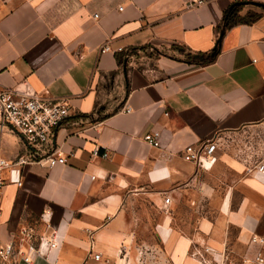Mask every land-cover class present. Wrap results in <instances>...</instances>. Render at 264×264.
<instances>
[{
    "label": "crops",
    "instance_id": "obj_1",
    "mask_svg": "<svg viewBox=\"0 0 264 264\" xmlns=\"http://www.w3.org/2000/svg\"><path fill=\"white\" fill-rule=\"evenodd\" d=\"M197 1L0 0V89L49 91L71 113L54 139L66 163L23 166L21 186L7 169L1 191V242L28 252L32 235L58 246L5 264H209L193 247L214 261L227 247L239 264L264 258V244L252 242L264 239V173L219 151L183 158L223 130L264 126V0ZM234 3L244 22L221 35L217 57L186 62L214 49ZM108 41L124 51L101 52ZM153 131L159 147L144 140ZM0 151L27 155L9 128ZM203 200L218 204L201 210ZM186 203L197 219L184 227Z\"/></svg>",
    "mask_w": 264,
    "mask_h": 264
},
{
    "label": "built area",
    "instance_id": "obj_2",
    "mask_svg": "<svg viewBox=\"0 0 264 264\" xmlns=\"http://www.w3.org/2000/svg\"><path fill=\"white\" fill-rule=\"evenodd\" d=\"M239 1V0H234ZM203 0H198L200 5ZM100 51L120 53L122 47L113 49L110 41L101 46ZM129 58V57H127ZM49 91H45L44 96L38 94L19 95L13 90L7 88L0 89V135L4 129H11L21 137L27 148V155L18 156L14 161L6 159L0 151V202L1 191L5 185L4 171L10 169L17 172V177L11 179L18 186L22 185V167L27 164L40 162L42 157L47 160L50 167L57 164H65L66 158L62 156L57 149L54 150V139L57 137L59 129L67 122L71 116L70 106L65 100H54L49 96ZM125 113H130L132 108L125 105L122 108ZM168 116V112L165 113ZM160 132L153 131L144 136V140L154 146H160ZM219 150L215 140H207L197 145L187 146L184 150L183 158L187 162L198 163L202 158L214 156ZM94 154L99 155V148H96ZM102 157L107 158L108 152H104ZM258 172L264 173V165L256 166ZM169 199H166V203ZM46 213H49L47 211ZM1 215V209H0ZM28 252L20 248L15 250L13 243H3L0 241V264L9 263L15 256L22 257L24 262H31L32 253L46 255L50 250L58 246L57 241L53 239L44 240L40 238L39 243L32 235ZM253 243L264 244L263 238L253 237ZM101 255L95 254L94 259L100 260ZM264 258L258 253L255 258V264H263Z\"/></svg>",
    "mask_w": 264,
    "mask_h": 264
},
{
    "label": "rangeland",
    "instance_id": "obj_3",
    "mask_svg": "<svg viewBox=\"0 0 264 264\" xmlns=\"http://www.w3.org/2000/svg\"><path fill=\"white\" fill-rule=\"evenodd\" d=\"M142 53L143 54L136 53L137 56H135L136 58H133V60L140 62L138 60L140 56L155 54L154 52H150V50H148V53L147 51H143ZM215 142L218 144V151L221 153V158L222 156L229 155L242 163L252 165H258L264 161V126L254 128L248 126L232 132L223 130L219 132L218 136H216ZM222 182L220 183L221 186ZM217 204V201L210 204V202L203 200L196 207L200 208L201 210H209L212 208L214 209ZM181 209L184 210V213L181 217H179L178 223L184 227L189 223L194 225L197 217L196 215H194V217H189V214L192 210L191 205L187 203L183 204ZM211 253L205 249H194V247L192 250H190V255L194 256V254H196L197 257L204 258L209 264H239V260L234 258L237 256L234 254V251L231 247H227L224 250V257L220 261H214L217 259H213Z\"/></svg>",
    "mask_w": 264,
    "mask_h": 264
},
{
    "label": "trees",
    "instance_id": "obj_4",
    "mask_svg": "<svg viewBox=\"0 0 264 264\" xmlns=\"http://www.w3.org/2000/svg\"><path fill=\"white\" fill-rule=\"evenodd\" d=\"M262 6L264 7V5H262ZM239 10H240V6H238L235 3L232 4L231 7H229L226 10V12L224 13L223 20L221 22V26H220V28H221L220 37L216 43V46L214 47V49L211 52L205 53V54L189 53L185 61L188 63L201 64V65L213 61L218 55V50H219L218 46H219L221 35L225 32L226 29H228L232 25L244 22V18H241L238 15ZM253 18L254 17L249 18V21H251ZM179 49H181L183 51L185 50L184 48H179ZM130 53H124L123 54V61L126 62L128 60L127 57H129L131 55ZM200 58H202V59H200ZM83 117H86V116L84 115Z\"/></svg>",
    "mask_w": 264,
    "mask_h": 264
},
{
    "label": "water",
    "instance_id": "obj_5",
    "mask_svg": "<svg viewBox=\"0 0 264 264\" xmlns=\"http://www.w3.org/2000/svg\"><path fill=\"white\" fill-rule=\"evenodd\" d=\"M202 59V58H201Z\"/></svg>",
    "mask_w": 264,
    "mask_h": 264
}]
</instances>
